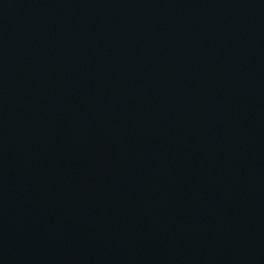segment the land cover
<instances>
[{
  "label": "water",
  "instance_id": "1",
  "mask_svg": "<svg viewBox=\"0 0 264 264\" xmlns=\"http://www.w3.org/2000/svg\"><path fill=\"white\" fill-rule=\"evenodd\" d=\"M0 264H264V0H0Z\"/></svg>",
  "mask_w": 264,
  "mask_h": 264
}]
</instances>
